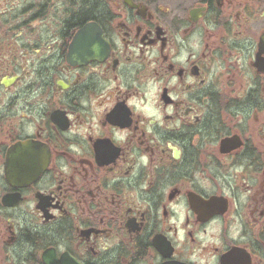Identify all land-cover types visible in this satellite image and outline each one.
I'll return each instance as SVG.
<instances>
[{
  "label": "flooded vegetation",
  "instance_id": "obj_1",
  "mask_svg": "<svg viewBox=\"0 0 264 264\" xmlns=\"http://www.w3.org/2000/svg\"><path fill=\"white\" fill-rule=\"evenodd\" d=\"M0 264H264V0H0Z\"/></svg>",
  "mask_w": 264,
  "mask_h": 264
},
{
  "label": "water",
  "instance_id": "obj_2",
  "mask_svg": "<svg viewBox=\"0 0 264 264\" xmlns=\"http://www.w3.org/2000/svg\"><path fill=\"white\" fill-rule=\"evenodd\" d=\"M84 30L83 31H80L79 33H78V35H77V37L75 38V40H74V43L72 44V47H71V49H72V53L74 52V51H77L78 50V46H79V41H80V39H82V37L84 36Z\"/></svg>",
  "mask_w": 264,
  "mask_h": 264
}]
</instances>
